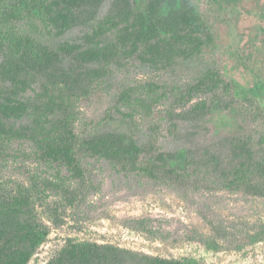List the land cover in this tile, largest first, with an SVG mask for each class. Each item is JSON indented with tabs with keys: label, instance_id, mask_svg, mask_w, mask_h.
Masks as SVG:
<instances>
[{
	"label": "rangeland",
	"instance_id": "obj_1",
	"mask_svg": "<svg viewBox=\"0 0 264 264\" xmlns=\"http://www.w3.org/2000/svg\"><path fill=\"white\" fill-rule=\"evenodd\" d=\"M118 1L102 2L98 22L111 15ZM129 1L143 12L150 0ZM192 1L214 43L199 58L167 70L135 62L114 68L77 103L78 136L121 133L153 146L171 166L183 167L190 157L212 158L221 173L235 166L240 140L259 149L264 135V0ZM16 26L53 49L79 42L91 29L77 27L58 37L38 17ZM208 70L218 71L231 90L190 95ZM152 84L159 87L156 93L149 92ZM127 89L136 91L130 104L121 100ZM202 102L207 109L194 110ZM82 168L84 179L71 180L65 169L59 173L44 164L29 142L0 140V189L33 188L37 215L50 230L30 264H48L68 240L120 248L138 258L264 264L263 198L219 183L182 187L98 157H84Z\"/></svg>",
	"mask_w": 264,
	"mask_h": 264
},
{
	"label": "trees",
	"instance_id": "obj_2",
	"mask_svg": "<svg viewBox=\"0 0 264 264\" xmlns=\"http://www.w3.org/2000/svg\"><path fill=\"white\" fill-rule=\"evenodd\" d=\"M103 1L0 0V140L29 142L44 164L59 168V173L65 169L75 181L84 179L82 159L89 156L182 187L219 183L264 199V135L259 137L257 150L249 140H240L235 145V166L223 173L212 158L190 157L183 167L171 166L153 146L121 133L78 136L74 128L77 103L114 68L135 62L167 70L199 58L214 43L212 30L192 0H150L143 12L129 0H119L111 15L98 22L97 10ZM30 17L40 18L58 37L77 27L91 29L79 42L53 49L17 30L16 24ZM148 88L150 93L159 89L153 84ZM231 88L218 71L208 70L190 95H216ZM135 92L125 90L122 102L130 104ZM206 109L205 102L194 108ZM34 195L33 188L24 186L11 192L0 189V264H30L50 236L47 224L37 215ZM48 264L198 263L138 258L120 248L68 240Z\"/></svg>",
	"mask_w": 264,
	"mask_h": 264
}]
</instances>
